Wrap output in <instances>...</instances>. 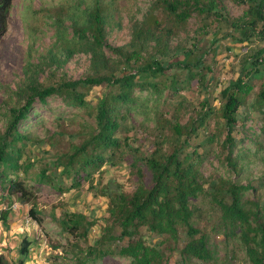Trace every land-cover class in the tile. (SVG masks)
<instances>
[{
    "label": "trees",
    "instance_id": "trees-1",
    "mask_svg": "<svg viewBox=\"0 0 264 264\" xmlns=\"http://www.w3.org/2000/svg\"><path fill=\"white\" fill-rule=\"evenodd\" d=\"M11 1L0 0V42L7 31ZM233 1L247 5L243 20L231 19L224 12L222 0H153L143 18L133 24L129 42L115 47L106 43L105 15L99 3L85 8L79 20L72 24L71 41L90 53L89 71L78 79L29 82L25 102L11 109L9 125L0 137L3 196L16 195L20 201L30 203L29 214L40 222L36 200L30 188L19 179L18 170L27 173L32 166L29 154L22 159L30 139L25 133L26 120L30 112H34V100L37 98L46 103L47 98L57 96L68 106L82 108L92 120L78 123V142L57 150L51 159L41 160L37 176L39 181L57 186L60 191H63V177L70 178L67 190L77 188L87 180L90 191L107 198V215L105 223L100 225L101 234L86 251L90 264H102L96 255L100 247L108 248L110 254L128 258L130 264H162L168 243L179 248L180 264L210 261L212 255L206 235L192 223L194 217L202 214L194 200L204 193L220 211L228 259L240 249L249 264H264V205L256 199L245 198L250 190L257 191L256 187L251 183H237L231 177L206 180L200 170L203 157L196 148L200 146V141L196 140L214 119L224 126L219 129L225 131L219 145L226 151L224 159L230 171L238 174L242 170L237 157L233 156L237 143L232 133L238 120L246 117L238 110L246 105L254 88L251 81L256 77H262V80L254 92L253 104L257 110L264 107V45L250 49L242 56L237 78L220 91L218 107L211 103L208 89L214 78L213 62L208 63L205 55L211 49L196 43L190 47L181 45L178 49L186 51L185 59L175 63L167 59L171 40L186 29L188 19L194 13L200 15L201 20L214 14L218 21L230 23L244 36L239 40L255 38L264 44V0ZM63 34L59 30L58 38ZM106 48L114 56L108 55ZM174 64L185 70V83L181 87L188 90L196 84L203 95L197 100L189 96L193 99L192 114L185 120L181 114L185 107L183 100L167 116L159 105L148 107L140 98V92L144 90L160 95L163 90L160 86L166 80L162 78L166 76L165 70ZM179 83L171 76L168 86L176 92ZM99 86H105L107 90L101 92L95 102L87 100L93 88ZM131 112L142 114L143 122L152 123L153 138L147 150L142 149L141 143L131 142L125 133L135 125ZM119 162H127L136 179L132 190L125 191L109 184L101 187L99 181L92 183L90 177L105 163ZM145 169L150 175L148 182ZM11 173L15 174L13 179L9 178ZM205 182L208 183L206 187ZM8 213L7 210L0 211V217L5 220ZM58 221L63 232L77 239L87 237L89 230L97 224L83 213L69 210L61 211ZM147 234H155L160 241L151 243ZM29 246L30 241L23 238L17 264H24ZM0 264H11V261L0 254ZM78 264H87V261L79 260Z\"/></svg>",
    "mask_w": 264,
    "mask_h": 264
},
{
    "label": "rangeland",
    "instance_id": "rangeland-1",
    "mask_svg": "<svg viewBox=\"0 0 264 264\" xmlns=\"http://www.w3.org/2000/svg\"><path fill=\"white\" fill-rule=\"evenodd\" d=\"M152 2L153 0H12L8 10L7 31L0 42V137L9 125L11 109H16L25 102L26 88L31 80L55 83L62 78H83L88 73L90 53L79 49L71 41L72 24L79 20L85 8L99 3L105 15L106 43L115 47L129 42L133 24L143 18ZM221 4L231 19L243 20L247 5L233 0H222ZM210 15L209 19L201 20V16L194 13L188 19L186 29L171 40L167 59L171 63L183 61L186 51L178 49L181 45L190 47L196 43L202 48L211 49L205 55L208 63L213 62L214 78L208 89L211 103L218 107L220 91L233 84L237 78L242 56L249 53L250 49L264 44L255 38L239 40L244 36L230 23L218 21V16ZM59 30L64 32L62 38H58ZM105 52L114 56L108 48ZM184 71L174 64L172 68L165 70L166 76L162 78L166 80L160 86L163 87L161 94L144 90L140 92V98L146 101L148 107L159 105V109L167 116L183 100L185 107L181 114L183 113L185 120L192 112L193 99L189 96L197 100L203 95L196 84L188 90L181 87L185 83ZM171 76L180 82L176 92L168 86ZM261 80L262 77L252 79L253 91L248 95L246 105L240 106L238 110L241 116L246 117L238 120L232 133L237 143L233 156L237 157L242 166L240 173L231 172L224 159L226 151L219 145L225 136V131L221 132L219 129L224 126L216 120L212 119L208 129L201 132L196 140L200 141V146L196 148L203 157L200 170L206 180L223 176L231 177L237 183H251L257 191L250 190L245 198L256 199L264 205V107L257 110L253 104L254 92ZM106 90L105 86L93 88L87 100L95 102L96 97ZM32 107L34 112L31 111L26 120L28 126L25 132L30 139L22 159L29 154L32 166L27 173L18 170V177L30 188L36 200L37 209L41 213L40 222L29 214L30 203L20 201L16 195L4 197L0 189V211L9 212L5 220L0 217V254L11 261V264H17L20 257L19 246L22 239L26 238L30 241V246L24 264H78L83 259L90 264L86 251L101 234L100 225L105 223L107 215V198L90 191L87 180H83L79 187L67 190L70 178L63 177V191H60L57 186L39 181L37 174L42 165L41 160L51 159L57 150L66 149L78 142V123L91 121L92 118L82 108L68 106L57 96L47 98L46 103L36 98ZM134 114L131 112L135 125L125 133L131 142H135V145L141 143L142 149L147 150L153 138L152 123L143 122L142 114ZM145 172L148 182L150 175L146 169ZM14 177L13 173L9 175L11 179ZM90 180L92 183L99 181L101 187L109 184L130 191L136 179L130 173L127 162H119L114 165L105 163L92 174ZM194 203L202 210V214L194 217L192 223L204 231L212 255L210 261L196 264H249L240 249H236L235 255L228 259L220 211L211 202L209 195H200ZM65 210L83 213L97 224L89 230L87 237L77 239L63 232L58 221L60 212ZM142 232L147 233L145 230ZM147 239L151 243L160 241L155 234H147ZM108 252L110 250L106 247L97 250L96 255L102 264H130L128 258ZM179 259V248L168 243L162 264H180Z\"/></svg>",
    "mask_w": 264,
    "mask_h": 264
}]
</instances>
